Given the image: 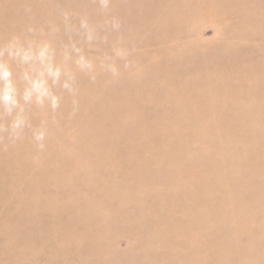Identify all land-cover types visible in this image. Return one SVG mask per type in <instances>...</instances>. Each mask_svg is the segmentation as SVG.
<instances>
[{
	"label": "rangeland",
	"instance_id": "1",
	"mask_svg": "<svg viewBox=\"0 0 264 264\" xmlns=\"http://www.w3.org/2000/svg\"><path fill=\"white\" fill-rule=\"evenodd\" d=\"M65 11L105 19L95 0H0V41L32 26L58 48L82 43ZM111 12L120 32L85 51L119 38L133 68L77 71L74 115L59 86L54 115L30 109L49 120L39 160L30 132L0 140V264H264V0Z\"/></svg>",
	"mask_w": 264,
	"mask_h": 264
},
{
	"label": "clouds",
	"instance_id": "2",
	"mask_svg": "<svg viewBox=\"0 0 264 264\" xmlns=\"http://www.w3.org/2000/svg\"><path fill=\"white\" fill-rule=\"evenodd\" d=\"M95 2L105 17L103 25L91 22L87 15H81L78 25H75L72 13H62L65 31H75L82 37V43L70 38L68 43L58 48L51 39L44 38L42 31L38 32L32 26L13 32L6 40L0 41V140L6 139L8 145L15 146L24 139L26 131L30 132L36 148V160L46 149L50 128L47 119L33 125L30 109L47 107L54 115L61 104V96L54 91L59 86L71 94V114L74 115L79 103L75 83L77 71L91 80H95L100 72L115 79L122 71L118 61L124 62V70L133 68L129 59L133 49L125 46L119 38L112 44L110 54L93 58L85 51V47H95L97 41H106L109 33H119L122 27L121 19L111 12L112 0ZM101 27L105 29L103 36ZM57 31L59 29L55 25L49 26V33ZM4 117L8 118L6 124Z\"/></svg>",
	"mask_w": 264,
	"mask_h": 264
}]
</instances>
